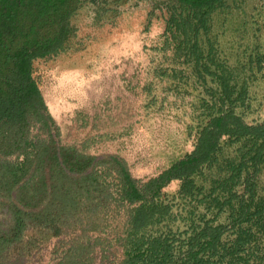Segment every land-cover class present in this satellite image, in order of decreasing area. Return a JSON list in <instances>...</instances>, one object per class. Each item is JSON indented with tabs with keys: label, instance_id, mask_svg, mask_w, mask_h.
Here are the masks:
<instances>
[{
	"label": "trees",
	"instance_id": "obj_1",
	"mask_svg": "<svg viewBox=\"0 0 264 264\" xmlns=\"http://www.w3.org/2000/svg\"><path fill=\"white\" fill-rule=\"evenodd\" d=\"M175 1L205 33L225 2ZM82 5L0 0V264H30L53 239L69 235L90 249H75V259L58 264H93L97 246L102 264H250L247 249H258L264 234V120L248 124L232 108L207 113L193 151L145 181L117 155L62 143L33 64L62 49ZM189 52L199 66V48ZM203 68L221 84L222 104L243 100L244 91L233 99L231 77ZM233 143L240 144L234 156L225 153ZM173 181L177 192L165 194ZM224 214L228 224L218 222ZM105 235L119 249L110 252Z\"/></svg>",
	"mask_w": 264,
	"mask_h": 264
},
{
	"label": "rangeland",
	"instance_id": "obj_2",
	"mask_svg": "<svg viewBox=\"0 0 264 264\" xmlns=\"http://www.w3.org/2000/svg\"><path fill=\"white\" fill-rule=\"evenodd\" d=\"M82 3L62 49L33 64L63 144L90 155H117L134 178L145 181L193 151L207 113L232 108L248 124L264 120V62H257L264 58V0H225L212 14L208 33L175 0ZM193 44L202 53L199 66L190 57ZM205 66L231 77L233 99L244 91L243 100L222 104L221 84L204 72ZM69 74L72 91L60 83ZM239 146L233 143L225 153L234 156ZM179 184L173 181L163 192L175 194ZM259 191L264 195V166ZM218 222L228 224L226 215ZM261 240L258 249H247L250 264H264V234ZM87 242L75 244L73 235L53 239L30 264L70 261L75 249H90ZM112 244L110 252L119 249ZM102 248H94L93 264H102Z\"/></svg>",
	"mask_w": 264,
	"mask_h": 264
},
{
	"label": "bare ground",
	"instance_id": "obj_3",
	"mask_svg": "<svg viewBox=\"0 0 264 264\" xmlns=\"http://www.w3.org/2000/svg\"><path fill=\"white\" fill-rule=\"evenodd\" d=\"M73 80H74V77L71 74L63 75L60 83L62 86L64 85L66 88H69V90L72 91V89H74L73 88Z\"/></svg>",
	"mask_w": 264,
	"mask_h": 264
}]
</instances>
